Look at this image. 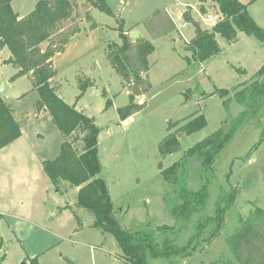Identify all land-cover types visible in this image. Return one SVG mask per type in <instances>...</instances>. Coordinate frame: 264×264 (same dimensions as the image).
Here are the masks:
<instances>
[{
  "label": "rangeland",
  "instance_id": "374dc122",
  "mask_svg": "<svg viewBox=\"0 0 264 264\" xmlns=\"http://www.w3.org/2000/svg\"><path fill=\"white\" fill-rule=\"evenodd\" d=\"M38 1L15 0L12 9L22 18ZM103 1L109 14L84 0H74L70 25L77 24L79 32L53 58L57 75L52 85L66 104H75L76 110L93 118L100 130L99 177L107 184L115 219L131 233L153 231L158 226L175 227L166 235L182 247L199 216L186 223L176 221L171 214L180 203L182 175H186L188 188L194 193L207 186L205 216L214 215L218 199L234 194L220 234L177 263L227 264L232 254L226 239L251 210L264 209V111L259 116L260 126L237 134L212 167H203L197 157L189 162L186 174L179 168L175 180H165L162 172L242 112L230 89L258 80L256 73L264 64V48L259 47L262 43L245 35V40L236 43L216 36L218 54L203 65L189 67L184 46L195 31L182 14L190 8L200 28L210 30L201 21L204 15L200 14L198 0ZM205 9L206 15L220 20L214 5L205 4ZM248 10L264 26V0ZM121 25L128 34L136 31L154 47L148 58L150 68L142 75L148 85L139 86L138 98L131 94L135 81L124 82L105 58L106 45L120 43L117 29ZM46 46L41 44V49ZM9 57L6 49L0 50V99L10 105L25 136L0 152V264H23L34 257L39 264H126L115 239L94 229L92 216L76 206L77 189L62 183L56 187L44 174L42 162L59 154L64 139L48 113L38 117L37 96L29 77L9 81L14 73L6 64ZM79 82L90 87L77 100ZM216 90L230 93L221 98ZM131 100L143 108L124 124L118 110ZM194 115L204 116L205 127L178 138L176 153L160 156L158 146L169 134V123L188 122ZM168 263L164 259L148 260V264Z\"/></svg>",
  "mask_w": 264,
  "mask_h": 264
},
{
  "label": "trees",
  "instance_id": "16d2710c",
  "mask_svg": "<svg viewBox=\"0 0 264 264\" xmlns=\"http://www.w3.org/2000/svg\"><path fill=\"white\" fill-rule=\"evenodd\" d=\"M13 1L0 0V50L6 49L9 52L10 57L6 64L14 69L9 81L29 77L32 92L37 96V112L48 113L64 139L59 154L53 160L42 162L46 177L56 187L65 183L78 188L76 206L92 216L94 229L115 239L122 253L121 259L126 264H148L151 258L177 264L191 256L199 247L209 244L223 229L224 213L231 206L234 194L218 199L214 215L205 216L203 213L208 207V188L204 185L196 193L190 191L184 174V179L179 183L180 203L172 208L171 214L176 221L186 223L195 215H199L185 246L179 247L167 237L166 233L174 232L175 227L158 226L153 231L131 233L117 223L107 184L99 177L100 130L93 118L76 110L75 104H66L52 85V80L57 75L53 58L62 53L69 39L79 32L77 24L70 25L74 0H39L34 9L22 18L13 11ZM84 1L109 14L103 0ZM256 1L258 0H250L248 4H244L239 0H198L201 15L207 14L205 4L214 5L216 12L220 14V20L210 30L201 29L199 23L192 18L190 8L187 9L182 18L195 31L194 37L184 46L188 54L185 57L187 66L201 65L218 54L216 36L222 37L228 43H234L237 33L240 32L264 43V29L256 24L248 11V6ZM86 18L90 20L88 14ZM117 30L120 43L106 45V60L124 82L143 81L142 75L150 68L148 58L154 47L143 39L132 41L122 25ZM43 43L47 45L44 50L41 49ZM255 77H258V80L250 85H238L230 89L235 102L243 108L242 112L223 129L188 149L180 161L163 171L165 180H175L179 168L186 174L189 162L197 157L201 158L203 167H212L237 134L260 126L259 116L264 111V64ZM78 84L80 94L77 100L90 87L85 82ZM143 84L146 87L148 85L146 81H143ZM230 91L216 90L215 93L224 98ZM129 97L131 98V95ZM226 103L227 101L224 102ZM109 105L108 102L106 108ZM142 108V105L131 100L127 106L120 108L118 113L124 121ZM194 116L188 122L184 120L169 123V134L158 146L160 156L171 155L179 150L180 141L176 134L190 135L205 127L204 116ZM174 127H178L177 131L170 132ZM262 133L264 134V128ZM21 136V127L13 116V110L0 99V150ZM226 244L232 254V261L227 264H264V209L255 207L246 218L240 219L239 227L226 239ZM24 264L39 263L37 257H34L28 258Z\"/></svg>",
  "mask_w": 264,
  "mask_h": 264
},
{
  "label": "crops",
  "instance_id": "0c3cea01",
  "mask_svg": "<svg viewBox=\"0 0 264 264\" xmlns=\"http://www.w3.org/2000/svg\"><path fill=\"white\" fill-rule=\"evenodd\" d=\"M15 1V0H14ZM13 1V2H14ZM245 2H242L241 0H240V2L241 3H244V4H248L249 3V1L250 0H244ZM12 2V3H13ZM256 2H258V1H256ZM255 3V2H254ZM254 3H252V4H250L249 6H248V9L250 8V6H252ZM11 6H12V4H11ZM249 11V10H248ZM249 13H250V16L254 19V21L258 24V25H260L261 27H263L264 28V26H262L261 24H259V21L256 19V18H254V16H252V14H251V12L249 11ZM18 14V13H17ZM19 15V14H18ZM19 17H21V16H19ZM243 33H240V32H238L237 33V40H236V42H241V40L243 39V40H245L244 39V37H243ZM246 36V35H245ZM248 37V36H247ZM249 38H251V37H249ZM140 39H141V37H140ZM252 39H254V38H252ZM255 40V39H254ZM257 41V40H256ZM235 42V43H236ZM258 42V41H257ZM259 43H261V42H258V44ZM263 46V47H262ZM262 46H260L259 45V47L260 48H264V43H262ZM258 47V48H259ZM257 48V47H256ZM56 57V56H55ZM54 57V58H55ZM262 63H263V61H262ZM53 64H54V59H53ZM204 64V63H203ZM203 64H201V65H203ZM259 65H261V64H259ZM17 99H20V97L19 98H17ZM2 101H3V99H2ZM4 102V101H3ZM5 103V102H4ZM5 104H7V103H5ZM10 106V105H9ZM43 114H46V112H40L39 114H38V117H39V115H43ZM13 116H14V118H15V114H14V112H13ZM15 120L18 122V120L15 118ZM19 123V122H18ZM20 127H21V132H22V136L18 139V140H16L15 142H13V143H11L10 145H8V146H6V147H4L3 149H1L0 150V152L1 151H4L6 148H10V146H13V144H15L17 141H21L22 139H24V136H25V132H24V129L22 128L23 127V125L22 124H20ZM1 184H2V181L0 180V186H1ZM62 184H65V183H62ZM77 189V191H78V188H76ZM1 211V210H0ZM1 214V213H0ZM2 215V214H1Z\"/></svg>",
  "mask_w": 264,
  "mask_h": 264
},
{
  "label": "water",
  "instance_id": "95a60500",
  "mask_svg": "<svg viewBox=\"0 0 264 264\" xmlns=\"http://www.w3.org/2000/svg\"><path fill=\"white\" fill-rule=\"evenodd\" d=\"M129 38L132 40V41H136L138 40L140 37H139V34L136 32V31H133L132 33L129 34ZM143 84V81L141 80H136L134 82V85H133V88H132V91H131V94L135 97V98H138L140 96V91H139V86ZM126 122L124 121V124ZM182 136V134H178L177 135V138H180ZM24 264V263H23Z\"/></svg>",
  "mask_w": 264,
  "mask_h": 264
},
{
  "label": "built area",
  "instance_id": "2783aa9c",
  "mask_svg": "<svg viewBox=\"0 0 264 264\" xmlns=\"http://www.w3.org/2000/svg\"><path fill=\"white\" fill-rule=\"evenodd\" d=\"M218 20H219V18L217 16L211 17V16L206 15V14L201 19V21H203V22H205V23L208 24V26L210 27V29L216 25V23L218 22Z\"/></svg>",
  "mask_w": 264,
  "mask_h": 264
}]
</instances>
